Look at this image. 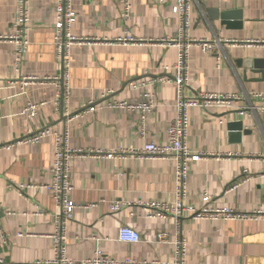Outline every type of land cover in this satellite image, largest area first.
Here are the masks:
<instances>
[{
	"label": "crops",
	"instance_id": "obj_1",
	"mask_svg": "<svg viewBox=\"0 0 264 264\" xmlns=\"http://www.w3.org/2000/svg\"><path fill=\"white\" fill-rule=\"evenodd\" d=\"M126 1L74 0L78 18L71 33L80 42L70 50L66 116L56 104L63 81H42L64 73L54 45L56 0H29V47L19 68L15 41L5 39L15 33L17 0H0V259L5 264L54 257L51 235L59 209L37 186L52 179L55 133L67 134L69 147L80 152L72 161L71 199L96 205L78 209L68 223L67 257L84 262L99 249L120 261H174L175 220L148 217L144 204L175 201V160L107 154L167 143L168 128L178 115L177 90L160 79L173 76L178 58V49L167 43L179 35L180 21L173 12L177 0H128L129 13ZM191 19L187 38L238 45L225 46L220 60L193 47L186 96L264 94V0H194ZM126 37L136 42L119 41ZM23 77L41 81L24 86ZM134 81H155L147 89L155 94L157 107L144 126L140 112L108 106L109 101L138 100L141 92L131 87ZM30 102L43 104L33 119L25 113ZM239 121L246 134L229 127ZM44 129L52 133L38 145L26 141ZM186 142L193 153L204 156L190 164L185 205L202 208L207 193L212 208L242 214L264 210V115L194 108ZM113 202L122 204L119 212H112ZM122 226L136 230L142 241L120 242ZM181 231L185 264H264V218L186 217ZM162 232L169 243L158 242Z\"/></svg>",
	"mask_w": 264,
	"mask_h": 264
},
{
	"label": "built area",
	"instance_id": "obj_2",
	"mask_svg": "<svg viewBox=\"0 0 264 264\" xmlns=\"http://www.w3.org/2000/svg\"><path fill=\"white\" fill-rule=\"evenodd\" d=\"M165 2L166 0H159ZM127 10L130 12L131 4L127 0ZM194 0H177L173 6V12L180 21L179 35L177 38L167 40L169 45L178 49V58L172 67V77H162L161 82H170L176 86L177 99L176 106L178 115L168 128V140L165 144L148 143L143 148H130L127 150L119 149L114 153L107 154L108 157L129 153L141 159H173L176 162V191L174 202H149L144 204L149 210L148 217L157 218L167 221L173 219L176 222L177 234L174 243L175 253L173 262H162L156 260H137L128 258L120 261L113 258L105 257L101 250L95 252L92 260L84 262H74L67 257V225L73 219L78 209L94 208L96 205H80L71 199V193L74 190L72 182V161L80 154L69 147L67 134L55 133L56 151L53 166L51 168L52 179L49 183L37 186L38 189L48 192L55 201L59 212L54 216L55 230L51 235L53 240L54 257L47 261H36L31 264H185L186 241L182 237L181 222L183 218L190 217L194 220H254L264 218V210H258L251 214H242L229 209L212 208L209 205L212 197L205 193L203 198L204 205L200 209L194 206L185 205L184 200L188 192V180L190 176V164L199 161L204 155L193 153L187 145L188 131L190 127V111L194 108H203L205 110H222V111H240L244 113L255 112L264 115V105L256 107L253 101L264 103V94H210L205 92L197 93L194 97H187L185 90L189 87V59L190 50L193 47H199L203 53L215 55L218 60L220 53L225 46L238 45L234 42H224L221 40L209 41L206 39H189L187 33L191 30L192 19L191 9ZM74 0H56V9L58 12V22L55 29V50L58 57L63 61L64 73L61 78H44L42 81H63L62 89L58 91L56 104L62 108L63 113L68 116L67 111L68 98L70 94V50L80 42L71 33L72 27L77 22L78 14L73 7ZM29 0H17V15L14 21L15 33L13 36L5 39L14 40L16 50L14 54L16 66L23 63L26 53L28 52L29 41V21H30ZM3 39V38H0ZM124 43H135L132 37L119 39ZM165 72L170 68L165 67ZM22 84L28 85L30 82H39L40 78L23 77ZM155 81L142 82L134 81L131 87L141 92L140 98L136 101H109L108 106L114 110L125 111L129 113L140 112L142 115V125L147 116L152 114L157 107V98L155 94L147 88L152 86ZM110 95L108 93L106 96ZM249 102L247 106L242 103ZM43 104L29 103L25 109L28 118H36ZM50 129H44L26 141L38 145L44 138L50 135ZM145 135V132H143ZM112 212H119L122 204L113 202L110 204ZM1 233V232H0ZM118 239L123 243H139L142 236L136 230L128 226H122L119 229ZM158 242L169 243L168 235L164 232L158 234ZM0 264H5L0 259Z\"/></svg>",
	"mask_w": 264,
	"mask_h": 264
},
{
	"label": "water",
	"instance_id": "obj_3",
	"mask_svg": "<svg viewBox=\"0 0 264 264\" xmlns=\"http://www.w3.org/2000/svg\"><path fill=\"white\" fill-rule=\"evenodd\" d=\"M229 127H230L231 129L239 130V131L243 132L244 134L247 133V131H246L245 128H244V122H243V121H239V122L231 123V124L229 125Z\"/></svg>",
	"mask_w": 264,
	"mask_h": 264
}]
</instances>
